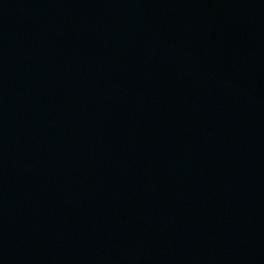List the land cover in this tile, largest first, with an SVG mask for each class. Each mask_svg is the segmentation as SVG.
Here are the masks:
<instances>
[{
	"label": "water",
	"instance_id": "water-1",
	"mask_svg": "<svg viewBox=\"0 0 264 264\" xmlns=\"http://www.w3.org/2000/svg\"><path fill=\"white\" fill-rule=\"evenodd\" d=\"M0 264H264V0H0Z\"/></svg>",
	"mask_w": 264,
	"mask_h": 264
}]
</instances>
